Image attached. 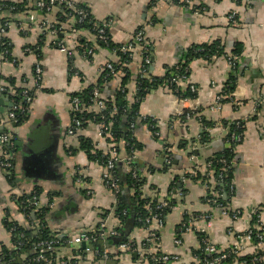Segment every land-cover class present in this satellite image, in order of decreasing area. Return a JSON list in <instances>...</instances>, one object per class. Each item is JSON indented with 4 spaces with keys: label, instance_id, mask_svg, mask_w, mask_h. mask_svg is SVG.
<instances>
[{
    "label": "crops",
    "instance_id": "crops-1",
    "mask_svg": "<svg viewBox=\"0 0 264 264\" xmlns=\"http://www.w3.org/2000/svg\"><path fill=\"white\" fill-rule=\"evenodd\" d=\"M24 1L0 0L15 4ZM73 1L88 11L95 22L93 29L107 23L111 41L116 44L133 42L136 32L142 30L152 47L149 76L164 77L195 46L216 44L223 52L209 60L195 58L188 64L189 80L181 85H196L200 101L191 118L172 122L177 97L167 85L151 89L140 104L133 132L135 141L143 148L136 153L133 163L145 181L144 193L152 200H166L171 205L160 229L153 224L140 227L135 221L127 224L131 218L125 224L119 222L114 213L117 197L103 181V166L94 158L96 151L103 154L109 149L98 135L95 116L99 115V109L92 103L84 104L86 125L73 135L68 133L72 126V97L90 86L98 87L97 81L106 70L104 65L109 61L115 63L117 56L97 45L91 29L76 26L78 21L72 8L70 12L62 7L45 13L28 10L18 14L16 21L0 22V37L5 36L13 47V60L0 52V96L7 98L0 103V118L7 116L23 89L33 94L25 120L0 126V134L4 130L11 133L14 156L10 175L5 174L0 163V249L5 246L16 250L6 221L34 229L35 234L45 227L59 238L81 231L95 232L105 222L109 230L117 227L122 233L127 231V238L137 245L155 229L159 232V251L177 257L170 264H203L196 256L201 249L197 228H205L211 241L222 250L233 246L236 236L251 226L250 210L257 209L264 223V0H190L192 4L161 0L155 10L152 0ZM231 13L235 14L236 23L229 20ZM46 21L59 29L58 33L43 26ZM41 38L45 44L39 57L31 46H37ZM90 46L94 52L89 55L86 48ZM235 48L240 55L234 99L224 97L226 100L214 107L233 70L228 57ZM144 56L139 47L132 51L131 78L127 84L130 101L137 91ZM38 64L42 69L40 86L33 78ZM121 76L113 78L103 91L99 88L103 98L112 96L121 87ZM2 87L6 91H1ZM190 106L187 102L184 108ZM147 118L155 121L154 131L144 122ZM202 119L212 123L206 143H201ZM234 121L244 123L242 140L235 147L232 172L235 193L227 206L230 211H241L235 220L223 209L207 203L202 182L185 176L190 175L194 165L202 168L210 156L225 149L229 131L226 124ZM86 140L91 142V151L81 147V141ZM119 142L120 157L125 158L126 142ZM119 163L123 165L120 179L125 180L131 173L123 161ZM176 178L180 180L178 188L171 189ZM37 190L51 207H47L44 223L38 218L40 224H36L37 219L31 224L13 200ZM205 214L209 218L195 219V215ZM185 216L194 220L187 229L180 230ZM177 238L181 240L179 244L175 242ZM108 241H101L96 248L91 243L89 246L68 243L59 252L68 264H136L132 254L120 255L119 245ZM239 242L244 245L241 256L253 253L252 243L244 239Z\"/></svg>",
    "mask_w": 264,
    "mask_h": 264
},
{
    "label": "built area",
    "instance_id": "built-area-1",
    "mask_svg": "<svg viewBox=\"0 0 264 264\" xmlns=\"http://www.w3.org/2000/svg\"><path fill=\"white\" fill-rule=\"evenodd\" d=\"M161 0H152V9L155 10ZM166 1H173V0H166ZM183 2L187 4H192L190 0H183ZM37 7L40 9L45 10V12H51L52 9L56 7H62L67 9H74L75 14L78 16L77 21L79 23L83 22L85 19L88 18L89 13L85 9H82L81 7L75 5L73 0H37L36 2ZM5 3H0V9L2 7H5ZM9 9L14 10L15 7L9 6ZM73 11V12H74ZM229 20L233 23H236L235 14L231 13L229 15ZM43 26L45 27H51L53 28L51 30L52 33H58L59 29H55L54 26L51 25L49 21H46ZM107 29V23H103L100 25H96L95 31H96V38L97 41L100 40L106 45L109 43L111 38L106 32ZM145 42V47L140 46L142 42ZM134 43H137V46H140L141 49H146V47H150V44L145 40L144 38V32L142 30H139L136 32L134 36V40L131 43H127L124 46L120 47L119 50L124 53L132 52L135 47ZM87 54H92L94 52V47L90 46L86 48ZM229 64L231 66V70L235 67V61L236 57L233 55H230L228 57ZM152 61L149 54H146L144 56V62L142 64V68L144 71V75H147L149 73V69L151 68ZM104 69L108 70V75L112 76V78H119L121 76V70L115 66L112 62H107L104 67ZM180 68V64L177 65L174 68V73L172 76V79L170 81V84H168V88L172 86L175 82L176 83H185L189 79L185 75L178 76L176 70ZM233 71V70H232ZM34 82L37 86H40L41 79H42V69L41 66L38 64L35 67L34 71ZM184 79V80H183ZM190 87V90L194 93L198 92L197 87L192 84L188 83ZM138 89V88H137ZM1 91H6V88L2 87ZM137 93V91H136ZM135 93V94H136ZM20 96L24 100V104L17 103L15 100L12 104L11 109L7 113V116L4 118H0V126L6 127V124L9 123H19L25 120L26 115L29 112L30 104L33 100V94L29 89H23V91L20 92ZM176 107L174 109L173 115H172V122L180 119H189L193 116L194 113H196L200 106L199 96H196L192 99L189 98H182L179 96H176ZM224 97L229 98L230 100H233V94H225L223 93V89L219 92L217 95V101L214 107H217L224 99ZM113 100V99H112ZM190 102L191 106L189 109L184 108L185 103ZM90 103L94 104L99 109V115L101 116L100 121L97 123L99 127L98 135L102 139L105 140V142L108 144L109 149L103 153V156L107 157L106 163L103 165V175L102 179L106 183V185L114 192V194L117 197V194L121 191L122 187L119 183L118 178L115 175L116 166L117 163L120 161H123L128 168V171L131 173V176L133 178H137L138 174L136 173V170L133 169V159L135 158L136 154H132L133 149H129L127 152V155L125 158L120 157L119 152V146L120 142L117 141L116 134L112 130V122H106V118L111 114L118 113V110L116 108L108 109L107 107V99L103 98L101 95V91L99 87H94L92 91V96L90 99ZM89 103V104H90ZM83 106L84 103H82L80 96H74L71 99V113H72V126L69 129L68 133L69 135H73L76 131L83 128V123L86 122V119L83 118L81 114H83ZM131 130L133 131L135 129V123H132L130 125ZM209 128L205 125H203V130L207 131ZM232 140L236 142L241 141V137L232 134ZM132 138L135 139L134 132L132 134ZM129 145V142H126V146ZM12 146H13V140L11 133L7 131H3L0 134V163L3 171L5 174L10 175L12 171L14 170V156L12 153ZM219 162L223 165V168L221 169L220 174L217 177L212 176V170L210 171V167L213 164V160L206 161L204 163V168L200 167L199 165H194L192 171L190 172L191 178H194L197 176V170L202 169L203 175L205 176L204 180V186L206 188L207 194L206 198H208L206 201L208 204H210L213 207H217L220 209H223V213H229L231 214V217L235 220L241 216V211H230L227 206H222L221 202L219 201L220 198L226 199L227 196L225 192H220L217 190V185H219V182L223 181V173L227 170L225 168L227 166V161L224 158H220ZM221 180V181H220ZM26 202L28 204L31 202L30 205H26L27 213L25 214L26 217L29 219V222L33 224L36 219V224H40L39 219L36 217V212L51 207V204L48 200V204L43 199L42 195H35L32 199H28ZM117 202V198H116ZM16 204V203H15ZM53 205V204H52ZM17 206V204H16ZM146 206L149 207V204L147 203ZM171 205L166 200L157 201V205L155 207V210H158V213L152 214L151 217H148L146 219V224L149 225L147 227H150V225H154L156 228L160 229L164 225V219L162 218V213L160 211L164 210L165 208H170ZM230 211V212H229ZM249 214L251 216V220L255 218V221L252 223L251 226L245 231L244 233L237 235L236 240L237 242L230 247H227L226 249H220L215 243H213L210 239V237L207 234V230L203 227L197 228V234L199 235L200 241H201V249L204 253V258L200 259L198 258L203 264H221L223 260L230 257V255L234 254L237 257H240L242 255V251L244 250V245L239 242V240L244 239L246 241H249L252 243L254 247V251L251 254L252 259L249 262L241 261L234 259V264H264V250L262 249L264 244V223L261 221L260 212L257 211V209H252L249 211ZM207 219L209 218V215L205 214L203 217L199 215H195V219ZM194 220V219H193ZM191 218L184 221L182 226L180 227V230H185L188 228L189 223L193 222ZM120 231L117 227L108 229L105 222H102L98 229L95 232H85L81 231L79 233H76L73 236L69 237H63L59 238L58 236H54V240H45L38 242L35 246V248L39 251L37 256L34 257L31 261H28L26 264H68L66 260H64V257H62L61 253L59 252V248L55 247V243H58L59 239H63L66 243L71 244H80L83 242H88L91 244H98V242H101L103 240L109 239L111 237H119ZM144 242L149 243V246H146ZM141 245H137L131 238H126L122 243L118 246V252L120 255L124 254H131L135 253L138 256V261L136 264H151L152 261L158 264H170L173 261L177 260L176 256L169 255L163 252L159 251V234L158 231L150 230L148 233L147 238L145 239ZM177 244L181 242L179 238L175 241ZM46 252H49L47 255ZM104 256L107 257V254L104 253ZM0 258V263H1Z\"/></svg>",
    "mask_w": 264,
    "mask_h": 264
},
{
    "label": "trees",
    "instance_id": "trees-1",
    "mask_svg": "<svg viewBox=\"0 0 264 264\" xmlns=\"http://www.w3.org/2000/svg\"><path fill=\"white\" fill-rule=\"evenodd\" d=\"M37 0H26L21 4H15V3H9V2H0L5 3V7H2L0 9V22L2 24L6 21L15 20L18 17V14L22 12H26L28 10H37L42 11L45 13V10L40 9L36 5ZM9 6L15 7L14 10L9 9ZM66 12H70L71 10H65ZM76 19H78V16L73 13ZM5 16V17H3ZM95 22L92 21L91 16L89 15L87 19H85L83 22L76 23L77 27H83L87 29H91L93 34H97L94 28ZM107 34L110 37L109 32L106 29ZM59 38L61 36L59 35ZM45 44V40L41 38L37 46H31V50L39 57L42 56V47ZM97 45L102 48H107L109 51L113 52L117 56V60L114 61L115 66L118 67L122 72H124V75L121 76L122 79L120 83V88L114 90V93L112 96H107V107L108 109L116 108L118 110V113L111 114L106 118V122H112V130L116 134L117 141H123V142H129V149H133L132 154H136L141 150L143 147L142 145L135 141L134 138H132L133 131L130 128V125L132 123H135V125L138 123L139 119V111H140V104L147 95V93L156 87L163 86L170 84V81L172 79L174 68L169 69L168 72L164 77H155V76H149V73L147 75H144L143 68L140 69L139 75L137 77V93L134 95V98L132 101H130L128 96V88L127 84L128 81L131 78V71L129 68L130 63L132 62V52L124 53L119 50L120 47L124 46L121 44H116L113 41H109V43L106 45L102 41L98 40ZM137 43H134V47L137 48L140 46L145 47V42L143 41L140 46H137ZM151 48L152 47H146V49H143V55L151 54ZM0 52L4 53V57L6 59L13 60V47L10 45L8 39L5 36L0 37ZM223 51L219 49V47L214 45H202V46H195L193 47L187 55H185L184 61L180 63V68L176 70L178 76L185 75L186 77L189 76V66L191 60L195 58H203L209 60L213 55H219ZM233 56L236 57L235 61V68L233 71L229 74L227 80L225 81L222 89L223 93L225 94H233L236 90V83H237V77L235 76V71L237 69V61L240 55V51L238 48H235L232 51ZM189 78V77H188ZM113 80L112 76L108 75V70H104L102 75L99 77L97 81V86L103 91L104 86L109 85V83ZM184 80V79H183ZM13 83V80L12 82ZM196 86V85H195ZM197 87V86H196ZM93 86L88 87L85 89L82 93L78 94V96L81 97L82 103L89 104L90 99L92 96ZM171 92L175 96H179L182 98H189L192 99L196 96H198V92L194 93L190 90L189 86L183 87L181 83H174L169 88ZM113 99V100H112ZM226 100V99H225ZM223 100V101H225ZM228 100V99H227ZM17 103L24 104L23 98L19 95L16 96ZM83 118L87 119L88 115L81 114ZM101 116L96 115L95 120L100 121ZM203 124L210 128L211 122L208 120L202 119ZM149 126H151V130H155V128L152 126L155 124V121H153L150 118H147L144 120ZM226 124V123H225ZM86 125V122L83 123V126ZM228 126L229 131L225 137V143L226 147L222 152L215 153L213 156H210L206 161L213 160V164L210 167V171L212 170V176L217 177L221 172V169L223 168V165L219 162L220 158H224L227 161V170L225 173H223V181L219 182V185H217V190L220 192H225L227 198L223 199L220 198L219 201L221 202L222 206H228L231 202V198L235 193V185L234 180L232 176L234 164H235V147L240 142H236L232 140V134H235L239 137H243V131H244V123L243 122H228L226 124ZM208 131L202 132V138L201 143H206L209 141L210 136ZM140 144V145H139ZM81 147L83 149H86L87 151H91L92 145L89 140L81 141ZM96 155V157H95ZM94 155V158L98 159L100 164L103 166L106 161L107 157L103 156L102 152L96 151ZM133 166L136 170V173L138 174V177L135 179L130 174L126 177L125 180L120 179V171L123 168V165L121 163H117L115 175L119 180V183L122 187L121 191L117 194V203L114 206V213L115 216L118 218L119 222L121 224H125L128 219L131 218V216H134L135 225L144 227L149 226L146 224V219L148 217H151L152 214L158 213V210H155V207L157 205V201L154 199L152 200L144 191L142 190V187L145 183L143 177H141L139 174L141 173L139 168L135 166L133 163ZM13 172V171H12ZM186 177H189L190 175H185ZM195 181H200L204 183L205 176L203 175L202 169L197 170V176L192 178ZM221 181V180H220ZM180 180L176 178L174 182L171 185V189H177L178 184ZM128 193V195H127ZM41 191L37 190L33 194L30 195H23L20 197L15 198L13 201L17 204L18 211L23 213L24 215L28 212L26 209V205L28 202H26L28 199H32L35 195H40ZM208 198H205L207 200ZM149 204V207L146 206V204ZM31 202L28 204L30 205ZM48 208H44L38 212H36V217L40 218L41 221H44V216L47 213ZM169 211V208H165L164 210L160 211L162 213V218L165 219L166 213ZM43 219V220H42ZM188 219V216H185L184 221ZM255 221V218L251 221L252 223ZM44 223V222H43ZM6 227L12 234V240L16 247V250L11 251L10 249L6 248L5 246H2V250L0 249V258L1 263L0 264H26L28 261H31L34 257L37 256L38 250L35 248L36 244L41 241L45 240H54L55 237L50 234L49 230L45 227H41V229H38V233L35 234L34 229H28L25 227L20 226L18 223H11L6 221ZM120 236L122 235V229H119ZM159 234V232H158ZM119 236V237H120ZM117 237H111L109 238L108 242L114 241V239ZM121 242H117L116 244L119 245ZM146 246H149V243L144 242ZM68 243H66L63 239H59L58 243H55V247L60 248L61 246H66ZM27 253V255H26ZM196 256L200 259L204 258L203 250L200 249L196 251ZM25 254L26 258L23 260H20L21 256ZM48 255L49 252H46ZM134 261H138V256L135 253H131ZM234 259L241 261L249 262L252 259V255H245L237 257L236 255L232 254L227 259L223 260L221 264H227L231 263ZM151 264H158L152 261Z\"/></svg>",
    "mask_w": 264,
    "mask_h": 264
},
{
    "label": "water",
    "instance_id": "water-1",
    "mask_svg": "<svg viewBox=\"0 0 264 264\" xmlns=\"http://www.w3.org/2000/svg\"><path fill=\"white\" fill-rule=\"evenodd\" d=\"M3 98H6L5 96H0V103H3ZM7 99V98H6ZM130 223H134V216H131V220L127 223V224H130ZM127 234L128 232L127 231H123L122 233V237L121 238H116L114 239V243H117V242H123L126 238H127ZM102 242L96 244V245H92V248H96V246H100ZM82 245L84 246H89V243L88 242H83Z\"/></svg>",
    "mask_w": 264,
    "mask_h": 264
}]
</instances>
